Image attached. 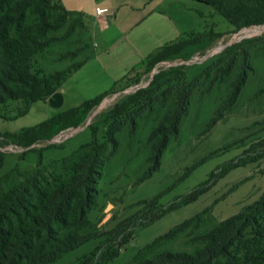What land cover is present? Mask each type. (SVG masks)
I'll return each instance as SVG.
<instances>
[{
    "label": "trees",
    "instance_id": "obj_1",
    "mask_svg": "<svg viewBox=\"0 0 264 264\" xmlns=\"http://www.w3.org/2000/svg\"><path fill=\"white\" fill-rule=\"evenodd\" d=\"M210 6L235 29L264 23V0H193ZM70 30L86 26L80 14L69 12L60 0H0V108L24 103L22 110L4 120L25 116L30 107L47 101L58 92L69 76L90 58L65 69L46 75L34 69L35 58L52 46V35L63 28L70 17ZM242 21V23H241ZM223 33H203L186 40L171 43L150 56L145 67L177 58L188 61L190 48L204 40L213 42ZM190 36V35H189ZM190 55V56H189ZM225 58L226 72L235 67L228 93L220 103L209 125L218 121L225 110L235 102L248 72L252 71L249 54L243 46L232 45L212 68ZM184 66L171 67L153 76L147 87L141 88L117 104L106 115V123L117 125L130 106L146 103L163 81L173 91L161 122L148 136L151 145L148 166L138 179L142 182L158 171L163 153L171 137H175L189 105V85L184 81ZM264 93V89L256 94ZM113 91L85 101L77 107L58 112L31 127L15 132H0V148L7 145L31 150L36 144L49 142L68 128L81 127L89 113ZM264 120L254 125H262ZM258 138L250 142L233 161L212 171L207 179L184 196L166 206L159 204L160 195L140 200L128 206L135 208L127 216L104 230L89 213L96 205L98 182L108 160L116 149L114 139L83 144L68 155L29 168L13 167L0 175V264H52L83 244L101 240L94 249L78 258L75 264H108L120 255L135 238L138 228L148 226L166 213L195 202L206 193L217 177L226 172L264 159V127ZM93 136V135H92ZM55 145V144H52ZM207 157L189 167L186 177ZM202 214L175 225L162 235L142 246L127 264H264V190L253 203L240 212L221 220L214 226L199 230ZM113 222V221H112ZM179 238H185V248H167Z\"/></svg>",
    "mask_w": 264,
    "mask_h": 264
},
{
    "label": "rangeland",
    "instance_id": "obj_2",
    "mask_svg": "<svg viewBox=\"0 0 264 264\" xmlns=\"http://www.w3.org/2000/svg\"><path fill=\"white\" fill-rule=\"evenodd\" d=\"M182 1L183 4L179 5L181 8L177 10L186 18L183 23L194 31L188 37L203 33L224 34L213 42L204 40L189 49L190 55L206 52L204 57L196 59V54L186 63L182 58H177L150 68L147 65L137 78L127 79L117 93L109 95L94 108L77 131L65 132L55 138L56 142H41L27 151L12 145L1 147L0 175L16 166L29 168L38 161L47 163L64 157L81 145L92 142L93 137L98 143L114 139L116 149L105 165L97 186L96 205L89 213L92 221L108 230L115 221L134 211L135 208H128L129 205L160 195L159 204L166 206L205 181L212 171L242 154L249 143L263 133L260 129L264 124L254 123L264 120V93L256 94L264 89V23L261 24L263 27L256 29L246 30L258 25L235 29L212 7L193 0ZM76 19V16L70 17L63 28L52 35V46L35 58L34 69L38 74L46 75L65 69L80 62L92 51L93 42L87 28L82 30L77 27L69 31L72 21ZM232 45L246 49L252 71L248 72L233 105L223 112L218 121L209 125L227 96L238 62L227 72L219 71L225 67V58L212 70L210 67ZM212 50L215 52L209 55ZM180 65L184 66V81L187 87L189 85L187 112L181 119L176 136L171 137L167 144L158 171L149 179L138 182L149 164L147 158L151 145L147 142L148 136L161 122L173 91L167 93L169 86L162 81L156 94L145 105L130 106L125 116L116 119L119 120L116 126H112V120L103 122L117 104L147 87L153 76ZM43 103L33 104L28 114L16 120L0 118V132H15L47 119L50 108L46 106L47 101ZM23 107L24 103L18 102L0 108V114L9 118ZM204 157H207L204 163L181 178L189 167ZM263 190L264 159L226 172L217 177L209 190L195 202L166 213L148 226L138 228L133 242L108 264H127L142 246L196 214H202L199 230H206L256 201ZM107 205H111V208L104 212ZM100 243L101 240L87 242L52 264H75L78 258ZM184 245L185 238H179L167 248L182 250Z\"/></svg>",
    "mask_w": 264,
    "mask_h": 264
},
{
    "label": "crops",
    "instance_id": "obj_3",
    "mask_svg": "<svg viewBox=\"0 0 264 264\" xmlns=\"http://www.w3.org/2000/svg\"><path fill=\"white\" fill-rule=\"evenodd\" d=\"M60 2L65 10L81 15L93 49L84 65L59 88L63 97L61 108L46 104L50 108L48 118L103 93H117L127 79L137 78L143 72L150 56L166 45L186 40L194 32L183 23L186 18L177 10L182 0ZM97 8L104 13L98 15Z\"/></svg>",
    "mask_w": 264,
    "mask_h": 264
},
{
    "label": "water",
    "instance_id": "obj_4",
    "mask_svg": "<svg viewBox=\"0 0 264 264\" xmlns=\"http://www.w3.org/2000/svg\"><path fill=\"white\" fill-rule=\"evenodd\" d=\"M47 104L49 105V107H51L53 109H59V108H61V106L63 104V97H62L61 93H59V92L54 93L47 100ZM110 208H111V205H107V207L104 209V212H108V210Z\"/></svg>",
    "mask_w": 264,
    "mask_h": 264
},
{
    "label": "built area",
    "instance_id": "obj_5",
    "mask_svg": "<svg viewBox=\"0 0 264 264\" xmlns=\"http://www.w3.org/2000/svg\"><path fill=\"white\" fill-rule=\"evenodd\" d=\"M96 13L98 14V15H101V14H103L104 13V10L103 9H100V8H97L96 9ZM260 26H262V25H258V26H252V27H249L248 29H246V30H250V29H255V28H259ZM264 26V25H263ZM211 52V51H210ZM209 52V55H212L213 54V52H215V50H212V52L210 53ZM205 55H203V56H199V55H197V57H195L196 59H201V58H199V57H204ZM184 63H186V62H184ZM80 127H78V128H68V129H66V130H64V131H62V132H60L58 135H56L54 138H52L48 143H53V142H56L55 141V138L57 137H60L61 135H63L65 132H67V131H69V130H73V131H77L78 129H79Z\"/></svg>",
    "mask_w": 264,
    "mask_h": 264
},
{
    "label": "bare ground",
    "instance_id": "obj_6",
    "mask_svg": "<svg viewBox=\"0 0 264 264\" xmlns=\"http://www.w3.org/2000/svg\"><path fill=\"white\" fill-rule=\"evenodd\" d=\"M263 27V26H262ZM256 29V28H255Z\"/></svg>",
    "mask_w": 264,
    "mask_h": 264
}]
</instances>
